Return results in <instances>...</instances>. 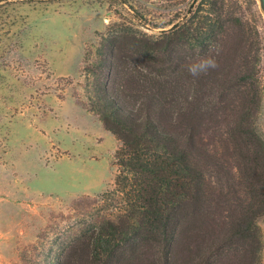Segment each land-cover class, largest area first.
<instances>
[{
	"label": "rangeland",
	"instance_id": "rangeland-1",
	"mask_svg": "<svg viewBox=\"0 0 264 264\" xmlns=\"http://www.w3.org/2000/svg\"><path fill=\"white\" fill-rule=\"evenodd\" d=\"M192 16L251 116L237 133L221 120L205 135L211 158L194 167L193 185L201 230L184 238L179 261L222 247L219 264H264L260 0H0V264H45L115 189L120 141L84 106V70L105 38L125 30L161 41Z\"/></svg>",
	"mask_w": 264,
	"mask_h": 264
},
{
	"label": "trees",
	"instance_id": "trees-1",
	"mask_svg": "<svg viewBox=\"0 0 264 264\" xmlns=\"http://www.w3.org/2000/svg\"><path fill=\"white\" fill-rule=\"evenodd\" d=\"M196 18L161 41L125 30L109 34L88 63L84 106L120 141V170L115 189L101 196L105 208L91 222L79 221L69 240L48 251L45 264H219L227 258L221 247L212 260L179 261L184 238L201 230V196L193 185L194 167L211 158L205 135L221 120L237 133L251 116L247 100L237 97L238 79L219 55V68L209 75L188 73V64L217 53Z\"/></svg>",
	"mask_w": 264,
	"mask_h": 264
},
{
	"label": "clouds",
	"instance_id": "clouds-1",
	"mask_svg": "<svg viewBox=\"0 0 264 264\" xmlns=\"http://www.w3.org/2000/svg\"><path fill=\"white\" fill-rule=\"evenodd\" d=\"M216 55H204L188 64L187 71L194 79H199L202 76H207L210 72L215 71L219 68V62Z\"/></svg>",
	"mask_w": 264,
	"mask_h": 264
},
{
	"label": "water",
	"instance_id": "water-1",
	"mask_svg": "<svg viewBox=\"0 0 264 264\" xmlns=\"http://www.w3.org/2000/svg\"><path fill=\"white\" fill-rule=\"evenodd\" d=\"M260 2H261L262 8L264 9V0H260Z\"/></svg>",
	"mask_w": 264,
	"mask_h": 264
}]
</instances>
